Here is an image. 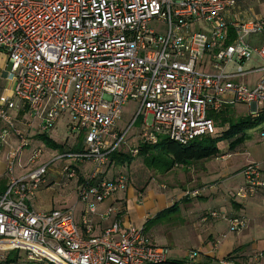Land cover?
<instances>
[{
    "label": "built area",
    "instance_id": "2783aa9c",
    "mask_svg": "<svg viewBox=\"0 0 264 264\" xmlns=\"http://www.w3.org/2000/svg\"><path fill=\"white\" fill-rule=\"evenodd\" d=\"M152 22L165 29H153ZM255 36L263 38L258 47L249 43ZM0 54L12 83V95L0 94V155L5 153L6 161L4 188L0 180V264H22L4 262L7 252L35 264L165 263L169 249L151 242L143 226H125L114 217L95 234L94 218L110 219L118 211L100 212L99 206L128 189L125 171L111 179L101 173L126 144L130 127L142 118L140 143L154 145L165 136L187 146L215 135L210 114L225 105L264 113V18L238 0H0ZM255 58L260 64L247 68ZM253 75L254 83L248 79ZM130 100L138 110L119 132L118 120ZM63 113L74 119L72 130L85 132L82 150L46 162H39L43 145L24 155L30 130L48 134ZM12 138L16 145L7 152ZM128 152L136 157L139 149ZM58 159L94 166L77 188L84 206L78 220L74 208L41 212L32 206ZM69 163L61 170L66 181L77 179ZM241 174L239 196L264 193L263 164H249ZM210 216L220 218L216 212ZM227 221L232 233L248 225L244 216ZM186 259L196 262L199 252Z\"/></svg>",
    "mask_w": 264,
    "mask_h": 264
},
{
    "label": "crops",
    "instance_id": "0c3cea01",
    "mask_svg": "<svg viewBox=\"0 0 264 264\" xmlns=\"http://www.w3.org/2000/svg\"><path fill=\"white\" fill-rule=\"evenodd\" d=\"M246 6V9H251L249 5ZM258 16L262 17L260 14ZM262 42L263 38L261 36L249 39V43L254 47L260 46ZM256 60L258 58L246 64V67L250 68L251 66L258 65V63L260 64ZM6 63V57L0 54V94L5 92L12 95V83L7 81ZM253 76V79L252 76L249 78L252 83L257 79V75ZM22 118L23 114L19 113L17 117L19 127L23 125ZM38 134L40 133L36 127L30 130L31 136L35 137ZM31 142L32 145L26 153L30 152V149L34 148L35 145L40 144V141L36 137ZM15 145L16 139L12 138L10 140V147H7L6 151L8 152ZM46 153L48 158L43 162L54 156V152L49 153V151H46ZM4 154L0 155V180L2 188H4L6 183V161ZM67 161L75 164L74 166L77 167L81 179H87L94 171V166L90 161ZM64 163L62 164L64 165ZM208 164L209 162H204V164H194L187 167L185 170H188V173L183 176V188L196 184V181L198 183V180L194 179L192 174L195 172L194 169L198 167L206 169V165ZM63 165L49 169L57 177V184L48 182L46 178V183L35 193L32 206L35 210L41 212H47L54 208H74L78 220L84 210V206L78 200V183L75 180L66 181L61 172ZM122 168L114 165L111 169H104L101 177L106 179L114 178ZM226 174L217 173L211 176V179L222 176L224 178L227 176ZM215 184V187L209 186V192L205 194L204 199H183L181 195L178 200H175V202H178V208L175 212L163 214L158 218H155L158 213L172 206L173 202H169V199L173 194L175 195L181 191L173 190L168 195L155 193L149 187H153L152 181H149L144 186L143 193L139 195L135 185H132L125 194H117L99 206L100 212H103L109 206H113L118 211L110 219H103L101 215L96 216L94 218L95 234L103 232L110 222L113 221L114 217H117L125 224L130 223L143 226L151 242L157 245L168 246L171 249V258L173 259H184L189 250H197L200 256L205 259L209 258L210 262L221 261L223 258L231 256L235 257L234 264H264V258L258 260L255 257L258 252L264 251V193L260 192L246 198L239 195L237 198L233 197L244 186L243 176L242 179H223ZM162 187L165 190V185H162ZM181 194H184V192H181ZM211 211L222 214L226 219L210 218L204 221L202 215ZM169 215L170 218H168ZM232 216L246 217L248 220L247 228L236 233H230L227 218ZM147 222L148 224H146Z\"/></svg>",
    "mask_w": 264,
    "mask_h": 264
},
{
    "label": "rangeland",
    "instance_id": "374dc122",
    "mask_svg": "<svg viewBox=\"0 0 264 264\" xmlns=\"http://www.w3.org/2000/svg\"><path fill=\"white\" fill-rule=\"evenodd\" d=\"M257 1L258 0H240V3L243 5V7H245L246 5L247 6L249 5V8H251L255 14L257 15L260 14L262 17H264V0H259V2ZM151 26L153 29L159 30L161 32L165 29L164 26L159 24L158 22H152ZM258 61L259 60H256V62ZM253 78L254 76H252V79ZM249 81L251 80L249 79ZM235 82H237V80H235ZM226 106H231V105H225L224 107ZM137 110H138V104L132 100H130V102L127 105H125L123 109V113L121 114L118 120V123H117L119 132H122L127 127H129L131 122L134 120ZM229 111L230 112H228L226 116H231L234 120L245 118L253 114L251 112L250 107L242 105V104H237L233 106L232 109H230ZM150 120H151V117H149L148 124L150 123ZM74 125H75V121L72 118V116L69 113H63L59 117V119L56 121L52 129L49 131L48 136L51 140L64 145L66 150H70L76 145H79V147L82 149L85 132L76 130V129L72 130V127H74ZM143 128H144V124H142V118L134 122L132 127H130L128 135L126 136V139H125L126 144H123L120 147V148H123V152H127L130 146L137 144L136 142L139 141L138 135L140 133V130ZM226 129L227 127L226 128L218 127L217 136L221 135V133L223 131H226ZM263 131H264V120L260 125L248 131V133H246L244 137L243 142L238 144L234 149L230 148L229 146L230 142H227V141L220 142L217 146L218 156L216 158H213L207 161L209 162V164L206 165V169H204V167L203 168L198 167L194 169L195 172H193L192 174L194 176V179L198 180V183L196 181V184H192L191 186H185V188H183V185H182L184 184L183 176L187 175L188 170L175 168L173 171L167 174L155 175L156 173H154L153 171H149L145 169L142 159L139 158L138 156L135 158V162H133L129 167H127L128 174H130V179L131 177L134 178V181H135L134 183H136V177L139 176V178L142 180L141 181L142 188L149 181H152L153 187L151 186L149 187L152 188L155 191V193L168 195L173 190H180L181 192H184V194H181V192L175 195L173 194V196L169 199V202H173L172 206L175 204L178 205V202H175V200H178L181 195L183 199H204L205 194L209 192V186L215 187L214 184L216 182H220L223 179L230 180V178L242 179V175L240 173L242 172L244 167L249 164L259 163V164L264 165V139L262 140L260 138V133ZM43 147L47 148L45 144L43 145ZM55 153H56L55 155L57 156L60 154L58 151ZM24 155H27V153H25ZM47 158H48L47 153H44L43 156L40 158L39 162H42L46 160ZM62 163H64V159H61V160L58 159L54 162L52 168L61 166L63 165ZM111 168L112 167L110 166V168L108 169H111ZM217 173L218 174L227 173L226 174L227 176H225L224 178L222 176L220 178L215 177L214 179H211V176H214ZM46 178L48 182H52V184H57V177L50 170L48 171ZM129 185L132 186V182L129 181ZM162 185H165V190L162 187ZM194 186L195 188H193ZM55 187L58 188L57 185H55ZM126 192H123L121 194H125ZM194 193H196V196L192 197V194ZM234 195L233 197H236V198L239 197L238 194H234ZM109 207H113V206H109ZM156 216L155 218H157ZM168 218H170V215ZM123 224L125 226L133 225L135 227H141V226L130 224V223L129 224L123 223ZM160 246H164V245H160ZM165 247L169 249L170 256H171L172 255L171 249L168 246H165ZM191 251L193 250H189L188 253ZM194 251H197V250H194ZM221 261H225L224 258ZM221 261H215V262H212L211 264H221L220 263ZM188 264H209V262L204 257L200 256V253H199V259L196 262L188 263Z\"/></svg>",
    "mask_w": 264,
    "mask_h": 264
},
{
    "label": "trees",
    "instance_id": "16d2710c",
    "mask_svg": "<svg viewBox=\"0 0 264 264\" xmlns=\"http://www.w3.org/2000/svg\"><path fill=\"white\" fill-rule=\"evenodd\" d=\"M233 106L235 105L226 106L219 113L210 114V116L214 120L216 127V133L211 137H203L193 141L191 144L187 146H181L173 141H170L167 137L161 136L158 139L157 143L154 145L146 144V143L143 144L140 143V141H138L136 142L137 143L136 145L130 146V148L134 146L138 147L139 153L137 156L142 159L145 169L149 171H153L154 173H156L155 175L167 174L173 171L175 168L187 169V167H190L194 164L207 162L208 160L216 158L218 156L217 146L220 142L222 141L230 142L229 143L230 148L234 149L238 144L243 142L244 137L246 133H248V131L260 125L264 120V113L262 112H259L258 114H252L251 116H247L245 118L234 120L231 116H226L227 113L230 112L229 110L232 109ZM218 127L221 128L227 127V129L226 131H223L221 135L217 136ZM35 137L37 140L40 141V144L35 145V147L45 144L48 149L45 150V153L46 151H49L50 153L53 151L54 153L53 152L52 153L55 155L56 154L55 152L57 151L60 154H64L68 152H79L82 150L79 147V145L74 146L70 150H66L64 145L51 140L48 134L46 133L38 134ZM35 137L33 136L30 137V146L32 145L31 140ZM260 138L263 140L264 131L260 133ZM136 157H132L128 151L123 152V148H121L119 152L114 153L111 156L110 160H111V167H113L114 165L123 167L119 172L125 171V175L127 177V188L130 187L129 185V181H130L132 182V185H135V188L138 189V193L141 194L143 193L144 190V187L142 188L141 186L142 180L139 178V176H137L136 183H134L135 182L134 178L131 177L132 180L130 179V174H128V169H127V167H129L133 162H135ZM65 161L66 160H64V162ZM67 162L69 163V161H66L63 167L66 164H68ZM69 164H71V167L75 171L77 177L75 181L78 183V185L85 182L86 181L85 178L84 179L80 178V175L78 174L79 171L77 167L74 166L75 164L71 162ZM117 194H121V193H117ZM177 208L178 205L175 204L172 207L161 211L156 217L158 218L166 213H173ZM211 212H216V211H211ZM211 212L203 214L202 219L204 221L209 220L211 217L210 216ZM216 213L219 214L220 216V218L218 219H225V216H223L218 212ZM146 224H148V222ZM2 256H4L3 261L8 263L21 262L22 264H35V263H27L26 261L23 260V257L18 255V253L16 252H7L4 253ZM263 256H264V251L258 252L255 255L256 259L258 260L264 258ZM234 259L235 257H231V256H227L224 258V260L228 264H234L235 263ZM206 260L209 262V264L212 263V261L211 262L209 261V258H207ZM188 263L189 262L186 258L181 260L170 258L163 264H188ZM37 264H50V263H37Z\"/></svg>",
    "mask_w": 264,
    "mask_h": 264
},
{
    "label": "water",
    "instance_id": "95a60500",
    "mask_svg": "<svg viewBox=\"0 0 264 264\" xmlns=\"http://www.w3.org/2000/svg\"><path fill=\"white\" fill-rule=\"evenodd\" d=\"M238 1H240V0H238Z\"/></svg>",
    "mask_w": 264,
    "mask_h": 264
}]
</instances>
